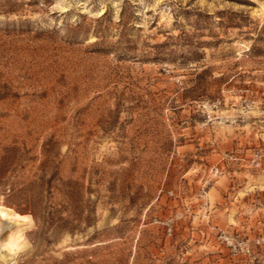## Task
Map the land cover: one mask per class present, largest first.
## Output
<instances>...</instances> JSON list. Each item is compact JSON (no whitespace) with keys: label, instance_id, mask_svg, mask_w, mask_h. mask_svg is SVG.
<instances>
[{"label":"rangeland","instance_id":"obj_1","mask_svg":"<svg viewBox=\"0 0 264 264\" xmlns=\"http://www.w3.org/2000/svg\"><path fill=\"white\" fill-rule=\"evenodd\" d=\"M0 211L5 264H264V0H0Z\"/></svg>","mask_w":264,"mask_h":264},{"label":"built area","instance_id":"obj_2","mask_svg":"<svg viewBox=\"0 0 264 264\" xmlns=\"http://www.w3.org/2000/svg\"><path fill=\"white\" fill-rule=\"evenodd\" d=\"M225 239L231 254L235 257L245 256L252 260L260 258L264 253V232H260L252 238L226 234Z\"/></svg>","mask_w":264,"mask_h":264},{"label":"bare ground","instance_id":"obj_3","mask_svg":"<svg viewBox=\"0 0 264 264\" xmlns=\"http://www.w3.org/2000/svg\"><path fill=\"white\" fill-rule=\"evenodd\" d=\"M0 220H1V222L3 221V222H5V224L3 225L4 226V228L5 227H8V226H11V225H13V224H15V223H20L21 221H20V218H17L16 217V214H14L13 212H10V211H7V212H1L0 211ZM1 224V223H0ZM4 228H2V227H0V231L2 230V229H4ZM26 246V243H24V244H22V245H20L19 247H17L16 249H14L13 251H7L5 248H1L0 249V258H1V260L3 261V263L5 264V263H9L11 260H12V258H13V256L15 255V254H17V252L20 250V249H22V248H24Z\"/></svg>","mask_w":264,"mask_h":264}]
</instances>
